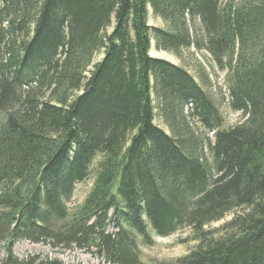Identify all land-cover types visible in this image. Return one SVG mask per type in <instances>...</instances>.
Wrapping results in <instances>:
<instances>
[{
	"label": "trees",
	"instance_id": "obj_1",
	"mask_svg": "<svg viewBox=\"0 0 264 264\" xmlns=\"http://www.w3.org/2000/svg\"><path fill=\"white\" fill-rule=\"evenodd\" d=\"M153 42L207 51L245 121ZM185 230L176 264H264V0H0V264H45L19 239L146 264L136 235Z\"/></svg>",
	"mask_w": 264,
	"mask_h": 264
},
{
	"label": "rangeland",
	"instance_id": "obj_2",
	"mask_svg": "<svg viewBox=\"0 0 264 264\" xmlns=\"http://www.w3.org/2000/svg\"><path fill=\"white\" fill-rule=\"evenodd\" d=\"M150 24L159 26L161 25V21L152 16L150 18ZM151 54L156 57L168 59L188 69L197 78L205 91L214 99L223 115L225 127H232L245 121L246 117L243 113L231 108L225 73L217 68L214 60L207 51H201L195 47H191L190 49L181 50L178 56H175L171 53L157 50L153 42ZM100 58V56L97 57V59ZM156 123L168 133H171L158 113H156ZM194 131L199 135H209V138L214 140L213 133H206V129L204 130L198 126ZM92 184L93 176L84 183L77 185L74 196L70 201L72 209L84 201ZM227 218H230V216ZM221 223H214L211 227L215 228ZM108 227L111 232L118 231L113 221L109 223ZM125 228L129 232H132L127 225H125ZM190 234L189 230L179 231L167 237L152 234V243L144 241L142 236L134 235H136L135 238L140 257L146 264H176L179 258L188 254L197 244L193 240L187 241L186 238H189ZM52 243L53 241L51 240L32 242L27 239H19L15 243L14 254L22 260L38 258V260L43 261L45 264H50L54 261H61L63 264H111L106 263L98 254H95L94 249H80L75 245L70 248H64L62 246L54 247ZM4 244L2 243L0 245V260L4 259L6 255L3 247Z\"/></svg>",
	"mask_w": 264,
	"mask_h": 264
}]
</instances>
